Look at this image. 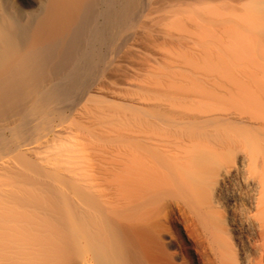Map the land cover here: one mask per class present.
<instances>
[{"label": "bare ground", "instance_id": "6f19581e", "mask_svg": "<svg viewBox=\"0 0 264 264\" xmlns=\"http://www.w3.org/2000/svg\"><path fill=\"white\" fill-rule=\"evenodd\" d=\"M151 32L192 44L194 66L149 82L127 112L100 103L119 48ZM72 113L117 119L135 143L98 145L83 123L71 133ZM70 133L99 161L82 189L66 174ZM173 193L204 241L184 259L264 264V0H0V264H186L150 214Z\"/></svg>", "mask_w": 264, "mask_h": 264}, {"label": "rangeland", "instance_id": "374dc122", "mask_svg": "<svg viewBox=\"0 0 264 264\" xmlns=\"http://www.w3.org/2000/svg\"><path fill=\"white\" fill-rule=\"evenodd\" d=\"M157 15V13H152L149 18L152 19ZM150 24L153 25L154 23L151 22ZM168 25L169 24H167L165 28H167ZM164 36L167 37L166 34H164ZM189 36L190 35H188L187 39L191 40ZM159 37L160 36H158L156 32L143 33L141 36H139V38L138 35L131 37L132 39L130 38V40H128V46L124 45L126 48L121 47V50L119 48V53L116 56L118 57L117 65L119 66V69L111 71L104 77V83L102 88L99 90L101 93L95 95L97 99L104 100L100 103L111 106L112 110L117 109L121 112H127L131 97L139 98L145 96L146 87L149 85V82H162L166 85L173 84L177 81L182 82L178 77H176L175 71L176 69H182V71H186L188 67L194 66L195 62L193 58V49H191L193 48V45L190 44L188 48L184 49L179 46L166 44V40L163 39L162 36L160 38ZM122 48L129 52H123L124 50ZM129 48L130 50H128ZM131 50L134 52L138 51L137 53L139 54H131ZM143 53L151 56H164V59L162 58L161 64H158L155 61H150L149 67H143L140 63V57ZM202 69L203 68H198L196 72L201 71ZM136 72L141 74V76H132ZM166 85L165 88L168 87ZM153 86L157 87L159 85ZM122 88H125L126 91L118 92ZM114 90L117 91L116 94H114V98L106 96L107 92ZM105 97L108 99H103ZM218 108L221 109L219 106ZM218 114L221 115L223 113L219 111ZM117 121V119H114L111 124H102L98 118H84L76 113L65 116V125L74 128L71 130V133H73V131L77 129L76 127L81 123L85 125L89 124L92 127L94 125L95 127H93V129L95 133L93 136L99 143L98 145L130 147L131 144H134L135 142L133 143V138L130 136L129 130H127L129 129V126L124 125L122 127L120 124L111 126ZM226 124L228 123H225V125ZM71 133L67 134L68 141L64 144L62 150L65 154H67L68 157H70V160H73L69 163V165H67L66 174L73 180L75 185L82 189L84 188L82 180L84 174H89V180L91 181H93V178L98 177L95 173V166L99 164V161L95 159H90L89 161L86 160V155L88 153L87 148L89 147L86 148L78 144L77 140L72 138ZM137 143L151 145L149 142L142 139ZM160 149L163 152L171 153V148L169 146H163ZM200 149L201 151L203 150V148H199V150ZM202 159H204L207 165L213 166V163L211 162V159L208 157V155H202ZM121 167L122 166L115 164L114 167L110 168V170L113 172V174L118 173V176L123 175L124 178H128L129 176L126 172L127 166H125L123 170H121ZM179 172L180 171H176L177 174ZM102 189L103 188L100 187L99 191L101 193L105 191L104 189L102 191ZM106 190L108 191V189ZM89 192H91L93 195L96 194V191L92 189H89ZM152 211L153 212L150 213L154 216H151L153 217L152 219L157 220L159 222V228L163 230L164 233H166L163 239L166 242L169 240L171 241L169 244L170 251L176 249V252H178L177 259L180 261V263L184 260L186 261V264H194L190 258L186 257V259H184L185 253L183 252V248L188 243L190 246L194 248L197 247L198 250H200L201 246H203L202 242L204 241L201 239V231L197 223L192 219L191 214H189V209L187 208L185 202H183L181 199V196L177 193H173L171 195L167 194L153 205ZM204 251L206 250L204 249ZM206 253L207 251L205 254L198 252L199 258L203 259Z\"/></svg>", "mask_w": 264, "mask_h": 264}]
</instances>
